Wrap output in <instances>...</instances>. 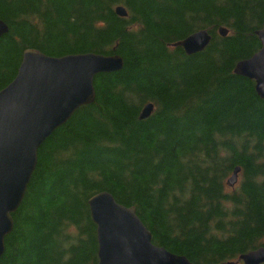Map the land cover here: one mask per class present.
I'll return each mask as SVG.
<instances>
[{
  "label": "trees",
  "instance_id": "1",
  "mask_svg": "<svg viewBox=\"0 0 264 264\" xmlns=\"http://www.w3.org/2000/svg\"><path fill=\"white\" fill-rule=\"evenodd\" d=\"M0 20V91L25 50L123 59L38 149L0 264H96L88 201L102 192L191 264H241L264 246V100L233 73L261 47L264 0H0ZM201 30L202 52L172 47Z\"/></svg>",
  "mask_w": 264,
  "mask_h": 264
},
{
  "label": "water",
  "instance_id": "2",
  "mask_svg": "<svg viewBox=\"0 0 264 264\" xmlns=\"http://www.w3.org/2000/svg\"><path fill=\"white\" fill-rule=\"evenodd\" d=\"M115 13L126 17L118 6ZM8 32L0 20V38ZM221 37L228 30L219 28ZM260 49L234 67L236 76L254 82L256 95L264 100V22L256 32ZM210 35L201 30L173 44L187 55L202 52ZM123 68L120 56L78 54L49 57L37 50H25L13 81L0 91V258L4 242L12 231V215L19 208L37 163L41 145L79 108L94 102V78ZM154 106L146 105L140 119H147ZM240 168H235L227 184L234 187ZM96 226L98 244L96 264H191L152 243L150 231L133 207L119 205L111 194L102 192L88 201ZM242 264H264V246L242 254Z\"/></svg>",
  "mask_w": 264,
  "mask_h": 264
},
{
  "label": "rangeland",
  "instance_id": "3",
  "mask_svg": "<svg viewBox=\"0 0 264 264\" xmlns=\"http://www.w3.org/2000/svg\"><path fill=\"white\" fill-rule=\"evenodd\" d=\"M238 180H239V176H238ZM238 184V183H237ZM229 187V186H228ZM229 190H230V188H229Z\"/></svg>",
  "mask_w": 264,
  "mask_h": 264
},
{
  "label": "bare ground",
  "instance_id": "4",
  "mask_svg": "<svg viewBox=\"0 0 264 264\" xmlns=\"http://www.w3.org/2000/svg\"><path fill=\"white\" fill-rule=\"evenodd\" d=\"M143 110V109H142ZM141 113H142V111H141Z\"/></svg>",
  "mask_w": 264,
  "mask_h": 264
}]
</instances>
